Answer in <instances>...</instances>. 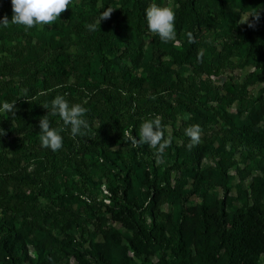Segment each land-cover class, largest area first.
Instances as JSON below:
<instances>
[{
  "label": "trees",
  "instance_id": "trees-1",
  "mask_svg": "<svg viewBox=\"0 0 264 264\" xmlns=\"http://www.w3.org/2000/svg\"><path fill=\"white\" fill-rule=\"evenodd\" d=\"M1 11L12 12L11 0H0V18ZM124 12L133 18L129 7ZM95 20L84 2H73L55 23L44 25V28L26 29L11 23L7 27L0 25V106L5 101L16 100L15 115L0 112V128L6 133L0 136V206L6 208L0 216V264H73L68 260L46 262L48 251L42 240L37 236L23 239L7 222L6 211L20 218V229L42 231L44 237L56 242L60 251L68 252V246L55 233L64 234L66 222L73 219L75 213L63 206L50 218L42 217L36 208L38 198L63 202L78 191L90 196L100 186L106 170H117L114 146L119 145L116 150L126 153L127 146L132 144L129 134L139 139L142 122L156 116L163 117L165 136L172 137L171 146L166 150L179 161L180 168L200 160L202 149L216 142L214 166L222 195L217 198L213 194L206 199L202 213L208 225L203 229L210 226L226 250L216 255L197 253L194 258L190 231L185 222L177 218L168 230L162 228L156 232V237L149 236L161 247L155 264H236L234 243L243 232L242 224L235 233L227 229L224 221H219L220 216L212 217L211 213L215 210L221 215L229 196L225 159L235 152L264 155V131L238 120L237 125L224 124L217 135L209 128L208 106L200 109L205 101L189 89L183 68L192 62L199 70L207 65V74L217 76L234 68L235 58H255L258 42L264 40V22L255 23L254 28L238 23L226 0L191 3L184 14L183 42L178 46L170 45L156 35L150 44L152 51L139 63L142 51L133 36L116 40L113 25L107 19L100 22L95 32L89 31L85 25ZM131 23L134 30L139 31L138 22L134 19ZM62 31L66 32L64 41ZM188 31L194 37L196 33L211 31L214 36L225 38L206 47L198 61L201 52L196 39L194 43L188 42L185 35ZM162 56L165 58L158 63ZM26 64L29 65L25 67ZM136 64L141 67V73L133 71ZM262 73L264 69L256 67L236 89V98L242 107L247 99L246 87ZM262 78L264 80V75ZM160 79L169 82L160 83ZM222 88H227V81ZM21 89H27V93H22ZM174 90L179 97L166 100L163 94L170 96ZM56 95H64L69 104L80 103L89 110L85 114L89 129L85 136L73 139L70 129L66 128L60 133L62 148L53 152L41 147L38 125ZM172 102L174 109L171 111ZM45 104L49 109L43 108ZM175 113H190L191 118L185 120L186 127L199 124L202 128L201 143L191 151L186 147L189 143L184 134L186 127L177 132L175 125L169 123ZM49 120L54 128L64 127L58 115L49 116ZM168 125L172 132L168 131ZM148 147L133 145L131 157L137 154L144 159ZM205 166L202 172H207ZM63 167L72 179L60 183L58 175ZM129 168L123 170V174L127 175ZM175 195L174 189H165L154 201L155 206L174 199ZM154 227L152 221L147 227L149 234ZM28 248L31 258L24 255Z\"/></svg>",
  "mask_w": 264,
  "mask_h": 264
},
{
  "label": "rangeland",
  "instance_id": "rangeland-1",
  "mask_svg": "<svg viewBox=\"0 0 264 264\" xmlns=\"http://www.w3.org/2000/svg\"><path fill=\"white\" fill-rule=\"evenodd\" d=\"M201 1L209 0H73L75 3L84 2L89 15L96 20L104 8H113L107 20L113 25L114 38L119 40L126 35L133 36L142 51L139 63L146 60L152 51L150 44L156 37V34L151 33L147 28L146 8L156 3L174 9L177 36L176 41L168 43L178 46L184 38L182 25L186 8L191 3L197 4ZM226 2L233 10L238 23L256 9H264V0H226ZM126 7L130 8L133 18L130 19L125 14ZM1 14L2 18L6 16L9 21L11 20L12 12L1 11ZM134 19L138 22L139 31L134 30L132 26L131 22ZM249 21H252L251 17ZM259 21L264 22V11H261ZM37 26L44 28V25ZM62 35L64 41L66 32L62 31ZM224 38L214 36L211 31H202L195 36L200 52L216 41H224ZM162 57L158 63L165 58ZM233 62L234 68L217 76L207 74V65H203L202 70H199V66L193 62L184 66L188 87L205 101L200 109L204 110V106H208L210 111L204 112L208 113L209 128L217 135L224 124L229 122L237 125L238 120L264 131L262 78L264 74L262 73L260 78L246 87L247 99L244 107L236 98V89L243 78L256 67L264 69V40L258 42L255 58L245 56L235 58ZM28 65L26 64L25 67ZM133 71L141 73V67L136 64L133 66ZM224 81H227V88H222ZM161 82L168 84L169 80L164 82L160 79ZM171 92L170 96L167 93L163 94L168 101L172 96L179 97L175 90ZM173 104L172 102L169 107L171 111L174 109ZM183 116L184 114L175 113L170 119L169 123L175 125L177 132L186 127ZM167 129L172 132L170 125ZM210 145L211 147L206 145L202 149L203 156L200 160L187 163L182 168L179 167V161H176L166 149L163 163L157 164L154 148L148 147L146 156L142 159L137 154H134V158L131 157L132 144L127 146L126 153L116 150L119 147L116 145L114 161L117 170H106L100 186L91 192L90 196L78 191L72 197L64 198L63 202L39 197L36 208L42 217L50 218L52 214L60 212L63 206L75 213L73 219L66 222L65 233H55L68 246V252L60 251L56 242L44 237L42 231L20 229V218H16L13 212L6 211L7 222L16 231L18 230L17 233L25 240L29 236L40 238L48 251L46 259L48 263L54 260H68L73 264H155L159 259L161 247L149 239V236L156 237V232L159 233L162 228L168 230L173 220L177 218L184 221L190 231L191 254L194 258L197 253L216 255L226 250L225 244L217 241L210 226L203 229L208 225V220L202 213L209 196L216 194L217 198H220L222 195L219 174L215 173L214 166V159L217 157L216 142H211ZM224 163L230 189L229 196L222 214L213 210L211 215L220 216L219 221H224L227 229L235 233L238 231V225L242 224L243 232L234 243L237 248L236 264H264V155L255 152L243 154L235 152L231 157L226 158ZM205 164L208 170L202 172L201 169ZM128 168L129 173L123 174L122 171ZM58 177L60 183L72 179L69 171L64 167ZM167 188L174 189L175 198L155 206L154 201ZM5 210L6 208L0 206V216ZM152 221L155 227L152 234H149L147 227ZM24 255L32 257L29 248Z\"/></svg>",
  "mask_w": 264,
  "mask_h": 264
},
{
  "label": "clouds",
  "instance_id": "clouds-1",
  "mask_svg": "<svg viewBox=\"0 0 264 264\" xmlns=\"http://www.w3.org/2000/svg\"><path fill=\"white\" fill-rule=\"evenodd\" d=\"M73 0H11L12 17L11 20L5 16L0 18V25L7 27L9 23L24 26L26 29H31L37 25H52L60 15L65 12ZM103 7V6H101ZM113 8H104L100 12L99 17L93 23H88L85 27L89 31L95 32L100 22L109 19ZM261 11L264 9L258 8L254 12L248 14L239 23H246L249 28H254L255 23L261 18ZM249 17L252 21H249ZM145 18L148 30L159 36L164 43L176 41L175 18L176 14L172 7L159 6L156 3L150 4L145 10ZM100 30V29H99ZM189 43L195 42V37L191 31L185 33ZM203 53H199L197 60H201ZM22 93H27V89H21ZM16 100L11 102L5 101L0 106V112L12 113L16 112ZM46 110L49 105H43ZM89 110L80 103L69 104L64 95H56L51 101L50 110L39 120V140L41 147L49 148L53 152L58 151L63 146V137L60 134L66 128L70 129V135L73 139L77 136H85L89 129V123L85 119V114ZM59 116L64 127L54 128L50 124L49 116ZM191 118L190 113H185L184 120ZM161 116H156L153 119H147L140 125L139 139H136L129 134V140L134 146L148 145L150 148L156 149V163H163L165 149L171 146L172 137L169 134L165 136V126L162 125ZM202 128L199 124H191L184 129V134L189 138L187 150L191 151L195 146L201 143ZM5 130L0 128V136L5 135Z\"/></svg>",
  "mask_w": 264,
  "mask_h": 264
}]
</instances>
